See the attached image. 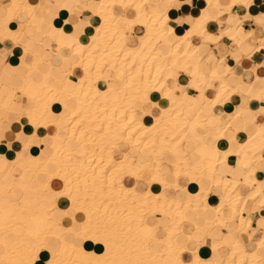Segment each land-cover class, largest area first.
Instances as JSON below:
<instances>
[{
	"label": "bare ground",
	"instance_id": "1",
	"mask_svg": "<svg viewBox=\"0 0 264 264\" xmlns=\"http://www.w3.org/2000/svg\"><path fill=\"white\" fill-rule=\"evenodd\" d=\"M151 1L101 0L93 12L102 22L91 27L87 40L76 37L69 30H62L56 39L61 47L56 61L35 55V61L53 69L62 71L64 65L70 68L66 80L48 74L42 82L34 79L31 93L20 92L22 97L33 101L32 107L26 111L27 116H18L23 127L25 119L34 132L39 126L56 127V132L49 135V142L41 144L42 150L32 154L24 144L10 158L0 147V178H6L7 172L11 174V169H19L20 178L12 173V179L24 191V197L17 199L11 186L6 191L0 190V244L6 248L1 259L8 264H264V238L255 252L247 251L239 241L240 233L252 227V220L244 217L247 200L264 199V187L255 170L256 163L264 160L261 155L264 150V123L251 127L257 135L242 144L238 137L240 129L234 139L225 136L226 128L234 120L231 115L210 111L212 116H205L204 113H209L208 106L223 104L236 93L226 81L222 64L202 70L204 60H201L193 38L205 33L207 18L199 17L189 30L177 37V41H172L170 36L175 30L170 24L169 8L166 12L156 10L148 14L145 7ZM207 1L214 5L219 2ZM115 5L132 7L136 11L138 16L128 19L130 28L136 25L147 27V33L140 38L138 46L127 45L124 29L116 22ZM36 6L32 0H13L7 8L8 15L0 16V32L3 37L14 40L23 57L28 49L19 44L18 34L10 32L9 23L19 15H25L29 17L27 25ZM60 7L66 9L65 5ZM228 32L234 37L240 35L238 29H229ZM47 35L45 31L44 36ZM117 35L121 40L116 42ZM152 39L154 41L149 47ZM161 41L169 45L168 54L162 55L157 50L156 46ZM40 43L43 45L42 40ZM62 50L68 54L62 55ZM24 64L32 67L25 61ZM76 67H80L83 74L73 80L69 74ZM106 67H114L116 75L109 77L104 72ZM173 67L182 69L191 78L188 85L177 81L174 86L177 95H173L169 82ZM116 78L122 81L119 89L111 84ZM100 79L109 82L107 89L98 87ZM69 84H75V89L70 90ZM188 87L199 89V93L191 94ZM210 87L217 88L213 98L206 93ZM15 92L5 96L4 106L12 103ZM138 99L141 102L136 105ZM145 102L149 105L142 108ZM131 106L134 108L130 109ZM188 106L197 109L196 117L186 116L184 111ZM138 109L152 115L149 123L135 117ZM225 115L229 117L223 121ZM203 123L208 130L216 125L220 129L212 145L206 143V136L202 139L200 157L193 162L183 149V142H197L189 132ZM25 134L23 131L19 137L29 139L30 134ZM70 140L78 142L76 150L68 149ZM121 142L136 149L138 155L122 151V156L117 157ZM234 144L239 147L224 149ZM167 153L174 154L176 159L168 163L169 169H164ZM42 155L48 159L42 160ZM231 155L240 157L243 178L227 177L218 169V165L228 161ZM48 160L58 167V172L47 170ZM27 169L33 171L30 178L25 175ZM143 171L150 174V178L143 182V191L136 185H126V177L133 178L136 183L142 181ZM181 173L182 178L189 173L192 174L189 179L196 178L188 186L178 187L177 176ZM40 174L46 177L43 183L39 182ZM56 177L65 183L61 190H55L51 185ZM207 178L211 180L209 186L217 183L224 189L218 205L208 200L209 190L201 187ZM195 181L198 183L194 184ZM242 184L250 187L247 196L240 192ZM33 185L37 187L36 193L32 191ZM172 187L184 191L185 197L170 193ZM32 195L35 200L27 203ZM60 197H68L73 212L81 213L78 229L53 216ZM45 206H48L47 213L44 212ZM226 207L232 211L230 217L224 215ZM194 210L200 211L201 216L206 215L211 226L235 223L236 230L232 232L236 241L228 246L227 254L207 258L201 253L206 245L208 227L201 228V216L189 221ZM156 214L163 216L162 222L157 220ZM10 219L12 225H9ZM185 222L193 223L194 231L187 232ZM59 227H63L64 232L58 231ZM22 228L24 233L19 235L17 230ZM162 232L166 235L160 236ZM78 240L83 243L80 247L75 245ZM183 240L187 241L185 245L180 244ZM154 242H160L162 246L157 253L152 249ZM66 245L71 249L69 255ZM185 250L193 254L189 261L182 258ZM45 254L48 260L42 257Z\"/></svg>",
	"mask_w": 264,
	"mask_h": 264
},
{
	"label": "crops",
	"instance_id": "2",
	"mask_svg": "<svg viewBox=\"0 0 264 264\" xmlns=\"http://www.w3.org/2000/svg\"><path fill=\"white\" fill-rule=\"evenodd\" d=\"M32 1L34 5L38 6L35 7L33 15L27 25L25 23L29 17L25 15H19L9 23L10 32L18 34L19 44L25 45L28 49L24 57L20 47L16 45L14 40L5 36L4 38L3 33L0 32V147L2 146V152L10 158H12V153L23 148V145L26 143H28L27 148H30L32 154L39 153L43 147L41 144L43 143L45 145L46 141L49 142V135L51 136L56 132V127L53 125L47 127L39 126L34 132V128L29 124L27 119H25L24 127L20 120H18V116L21 118L26 117V111L33 105V101L27 99V97H22V93L20 92L25 91L31 93L34 87V79L35 81L42 82L50 74L66 80L67 73L69 72V65H64L62 71L53 69L50 65L35 61V55L43 56L45 60L54 62L57 60V53L61 50L56 39L60 37L62 30H69L76 37L87 40V33L91 27L97 26L102 22V19L93 12L101 0H78V2L77 0ZM218 1V5H214L207 0H152L151 3H147L145 12L148 14H153L156 10L166 12L169 8L168 15L171 18L170 24L175 30L170 36L172 41H177V37L189 30L199 17L206 16L205 33L195 35L193 38L194 45L201 56V60H204L202 62V70L207 71L213 66L222 64L224 66L222 71L226 73V81L236 90V93H233L232 99H228L223 104L208 106L209 113L206 112L204 114L209 118L212 116L210 111L231 115L234 120L226 128L225 136L228 139H234L237 131L240 129L241 134L238 136L239 140L242 144H246L251 136L255 137L257 135V131L252 130L251 127L264 123V0H246L239 3H233V0ZM12 4L13 0H0L1 17L8 15L7 8ZM61 5H65L66 9L60 7ZM37 8H39L38 11H36ZM113 11L117 17V25L121 29L127 28L130 31L129 34H125L127 45L130 47L138 46L140 38L147 33V27L144 25H136L134 28H130L128 26V19H134L138 16L136 11L132 7L123 8L120 5H115ZM229 29L240 30V35L235 37L231 36L228 32ZM45 31L49 35L44 36ZM41 40L44 46L41 45ZM156 48L162 55L168 54L170 51L169 45L164 41L159 42ZM61 54L65 56L68 52L62 50ZM24 61L32 65V67H26ZM37 69L41 71L38 72ZM104 72L109 77L116 75V69L114 67H107ZM40 74L42 76L38 80ZM82 74V69L76 67L69 74V77L77 80ZM169 80L170 85L174 89L172 91L173 95H177V91L174 88L177 81L188 85L191 78L182 69L173 67ZM111 84L116 89L122 87V81L119 78L114 79ZM97 85L100 89H107L109 82L105 79H100ZM69 89H75V84H69ZM14 90L17 91L15 92V99L8 107L4 106L5 96L12 93V91L14 92ZM216 90V87H210L206 93L210 98H213L217 94ZM188 92L196 95L199 93V89L188 87ZM19 102H23V104ZM145 103H142V108L148 107L149 104L147 102ZM57 105L58 109H60L61 103ZM64 112L65 110H63ZM184 112L189 118H194L198 114L197 109L190 106L186 107ZM229 115H225L223 121L228 120ZM150 116L152 115L145 114L141 109L135 112L137 119H142L148 123L150 122L148 121ZM63 123H65L64 120ZM219 129L220 127L216 125L211 130L206 128V132H200L198 130H194L193 134L189 132V134L197 139L196 144L198 145V151H193L187 148L188 144H185L186 141L194 144L193 141L186 140L183 142V149L188 152L191 161H198L200 157L199 147L203 142L202 139L206 136V143L212 145ZM23 131L26 133L25 135L30 134V142L29 139L19 137V134ZM67 147L69 150H76L78 148V142L76 140H70L67 142ZM229 147L233 149L237 146L234 144L224 149H229ZM122 151L130 153L132 156L138 155V151L132 149L126 142L120 143L119 150L116 153L117 157L122 156ZM261 155L264 159V150ZM41 158L42 160L48 159L43 155ZM165 158L166 162L169 161V163H173L176 159L172 153H167ZM228 159V161L218 165L220 172L230 178H243V174L240 171V157L231 155ZM21 162L23 163V161ZM164 169H169L168 163L164 165ZM243 170L246 171L247 169L243 168ZM255 170L256 177L262 182L264 187V160H259L256 163ZM12 173L17 178L21 176L19 169L14 168L13 171L11 169V174L7 172L6 178H0V190L6 191L11 186L14 197L17 199L23 198L24 191L16 185L12 179ZM18 173L20 175H17ZM25 175L30 178L33 175V171L27 169ZM149 178L150 174L143 171L142 181H137L136 183L133 178L126 177L125 183L127 186L136 185L139 189L144 190L145 185L143 182ZM45 180V175L40 174L39 182L43 183ZM179 183L181 186H188L190 179L188 177L181 178ZM197 183L198 181L194 182V184ZM209 183L208 181H204L201 183V187L205 191L209 190L208 200L214 203V205H218L224 195V189L221 184L213 183V185L209 186ZM64 184V181L58 177L53 178L51 181V185L55 190H61L64 188ZM240 189L242 196H247L250 192V187L244 184L240 186ZM32 191L34 193L37 192L36 185L32 186ZM170 193H177L181 197H185L186 195L184 191L175 189H170ZM32 199L35 200L34 195L30 196L26 202L31 203L33 202L30 201ZM54 211L53 216L58 221H62L65 225L69 224L68 226L75 229L79 228L82 215L81 213L73 212L71 209V200L68 197H60L58 199V207ZM200 214V211L190 214L189 221L193 220V218L195 219V216L198 219L201 216ZM224 215L230 217L232 211L226 207L224 209ZM4 217L6 216L4 215ZM244 217L252 220V227L240 233L239 241L243 243L247 251L255 252L259 249V242L264 238V199L262 197L253 200L248 199ZM156 218L160 222L163 221L161 214H156ZM199 222L203 230L208 227V234L205 240L206 245L202 247L201 253L207 258L213 257L216 254H227L229 252L228 246L233 245L236 241V236L232 232L236 230L235 223L228 222L226 226H211V220L206 215L201 216ZM185 223L187 232L194 231L193 223ZM57 230L64 232L63 227H59ZM164 234L162 232L160 236H164ZM186 242L183 240L180 244L185 245ZM161 247L160 242H154L152 244V249L156 253L162 249ZM181 255L187 261L193 258L190 250L183 251ZM42 257L45 259L48 255L45 254Z\"/></svg>",
	"mask_w": 264,
	"mask_h": 264
},
{
	"label": "rangeland",
	"instance_id": "3",
	"mask_svg": "<svg viewBox=\"0 0 264 264\" xmlns=\"http://www.w3.org/2000/svg\"><path fill=\"white\" fill-rule=\"evenodd\" d=\"M38 10H39V8L36 9V11H38ZM123 32H124L125 34H129L130 31H129L127 28H125V29L123 30ZM120 40H121V36H118V35H117V36L115 37V41L117 42V41H120ZM115 41H114V42H115ZM153 41H154V40L152 39V41H150V42L148 43V46H149V44H150V46H151L152 43H153ZM150 46H149V47H150ZM2 68H4V67H2ZM106 68H107V67H106ZM41 76H42V75L40 74V77H39L38 80L41 79ZM171 90L174 91L173 87L171 88ZM135 102H136V105H137L138 103L141 102V100L138 99V100L135 101ZM133 108H134V106H131V107H130V109H133ZM204 125H205V123H203V125H200V126L196 127V129H193V130L191 129V130H190V133L193 134V131H194V130H198V131H200V132H206V128H205L206 125H205V126H204ZM196 143H197V142H195L194 144H193V143H188V141L185 142V144H188L187 148H188L189 150L198 151V145H197ZM27 144H28V143H26V145H27ZM108 146H110V145H108ZM66 153H67V152H66ZM80 155H81V153H80ZM169 156H170V155H169ZM167 163H169V161H167L165 164H167ZM48 165H50V166L47 167V170H48V171H50V172H52V173H56V172H58V170H57L58 167H54L53 165H51V160H48ZM17 175H20V173H18ZM190 175H192V174H191V173L186 174L185 177L187 178V177L190 176ZM177 177H179L178 180H177V183H178L179 180L182 178V173L179 174ZM195 178H196L195 176H194V177H191L190 181H192V180L195 179ZM207 180H208V179H207ZM209 181H210V180H208V182H209ZM206 186H207V185H206ZM178 187H184V186H181L180 183H179ZM171 189H175V187H172ZM139 190H140V191H143V190H141V189H139ZM169 192H170V189H169ZM121 199H122V198H121ZM30 201H34V200L32 199V200H30ZM73 201H74V198H73ZM31 203H32V202H31ZM47 209H48V206H45V210H44V212L47 213V211H46ZM54 212H55V211H53V214H54ZM193 212L196 213V212H198V210H194ZM147 216H149V215H147ZM9 222H10L9 225H12V219H10ZM0 228H1V227H0ZM9 228L12 229L11 226H10ZM47 230H48V229H47ZM2 231H3V230H2ZM17 231H18V234H19V235H21V234L24 233V229H23V228H22V229H18ZM48 231H49V230H48ZM0 232H1V230H0ZM97 233H98L99 236L101 235V234H99V233H100L99 231H97ZM165 235H166V233H165ZM165 235H164V236H165ZM81 242H82V241H81ZM81 242H80V240H78L77 243H75V245H77V247H80V246L83 244V243H81ZM65 248H68V249H69V246L66 245ZM98 248H99V247H98ZM8 249H11V246H10ZM68 249H65V250L69 252V253L67 252L68 255H69L71 249H69V250H68ZM5 253H6V248H5L3 245L0 244V264H2V263H3V264H8L7 261H6L5 259H3V260L1 259V256L4 255ZM10 253H12V251H11ZM67 253H66V254H67ZM48 259H49V257H47V260H48ZM74 260H75V258H74ZM47 262H48V261H47ZM257 264H260V263H257Z\"/></svg>",
	"mask_w": 264,
	"mask_h": 264
}]
</instances>
